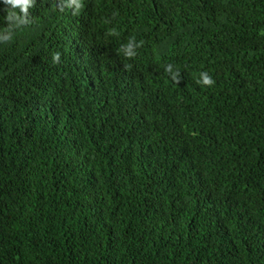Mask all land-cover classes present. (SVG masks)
I'll return each mask as SVG.
<instances>
[{
	"label": "trees",
	"instance_id": "16d2710c",
	"mask_svg": "<svg viewBox=\"0 0 264 264\" xmlns=\"http://www.w3.org/2000/svg\"><path fill=\"white\" fill-rule=\"evenodd\" d=\"M28 11L0 44V264H264V0Z\"/></svg>",
	"mask_w": 264,
	"mask_h": 264
},
{
	"label": "clouds",
	"instance_id": "9594fccd",
	"mask_svg": "<svg viewBox=\"0 0 264 264\" xmlns=\"http://www.w3.org/2000/svg\"><path fill=\"white\" fill-rule=\"evenodd\" d=\"M35 0H0V4L5 5L6 15L4 16V21L6 22V27L0 29V44H5L10 42L17 30L22 29L25 25L30 22L27 21L29 15V8L33 7ZM67 8L75 9L74 14L79 13L83 8V0H67ZM114 29L109 30V34H114ZM136 37L132 36L128 39L127 43L121 46L120 51L127 58H132L137 55V49H139L144 41L140 40L136 43ZM61 60V54L56 52L52 55V62L58 64ZM165 72L170 74L171 79L175 82L179 80V69L174 70L172 64H167L165 66ZM202 86H212L215 81L212 76L207 71H201L199 73V78L196 81Z\"/></svg>",
	"mask_w": 264,
	"mask_h": 264
}]
</instances>
